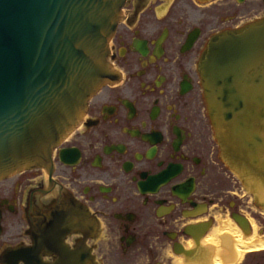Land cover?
I'll list each match as a JSON object with an SVG mask.
<instances>
[{
	"label": "flooded vegetation",
	"instance_id": "1",
	"mask_svg": "<svg viewBox=\"0 0 264 264\" xmlns=\"http://www.w3.org/2000/svg\"><path fill=\"white\" fill-rule=\"evenodd\" d=\"M263 18L264 0H126L109 41L118 79L49 169L0 180V264H204L219 217L251 232L247 194L218 164L198 62L213 37ZM238 264H264V250Z\"/></svg>",
	"mask_w": 264,
	"mask_h": 264
},
{
	"label": "water",
	"instance_id": "2",
	"mask_svg": "<svg viewBox=\"0 0 264 264\" xmlns=\"http://www.w3.org/2000/svg\"><path fill=\"white\" fill-rule=\"evenodd\" d=\"M125 1L0 0V180L49 169L89 99L118 79L109 41ZM198 70L221 158L264 177V18L213 37Z\"/></svg>",
	"mask_w": 264,
	"mask_h": 264
},
{
	"label": "bare ground",
	"instance_id": "3",
	"mask_svg": "<svg viewBox=\"0 0 264 264\" xmlns=\"http://www.w3.org/2000/svg\"><path fill=\"white\" fill-rule=\"evenodd\" d=\"M229 168H231V167H229ZM241 175L244 176V178L247 182L248 187H246L247 188L246 191L251 193L252 201L258 202L264 206V177L260 178V177H256L253 175H248V176H246L244 174H241ZM241 175H239V176H241ZM241 182L243 183L244 181H241ZM242 187H243V185H242ZM262 209L264 211V207ZM228 212H227V214H228ZM220 215H221V213H220ZM248 220L250 223L251 232H249L247 234H243L242 233L243 231H241L234 224V222H232L231 219L229 220L227 217L220 219V217H219L217 219V222H218L217 226L212 227L211 230L209 229L210 232L207 233L201 240V243L205 247L209 246V248H211L210 250L212 251V254L210 253L211 257L209 256L211 262H209L210 260L207 259L208 249H205L204 251H202V248L200 249L202 252V255H204V257H205L203 259L204 264H238V260H240L242 254L245 251H255V252L256 251H263L264 250V234H261L260 232H258V224H256L253 219L249 218ZM189 241H191V240H189ZM204 246H203V248H204ZM229 256H231V258H232V256H234L236 262H233L235 260L232 261L233 263L225 262L224 260L226 258L228 259ZM174 258H176V257H174ZM180 264H183V262Z\"/></svg>",
	"mask_w": 264,
	"mask_h": 264
},
{
	"label": "rangeland",
	"instance_id": "4",
	"mask_svg": "<svg viewBox=\"0 0 264 264\" xmlns=\"http://www.w3.org/2000/svg\"><path fill=\"white\" fill-rule=\"evenodd\" d=\"M218 164L220 166H222L221 167L222 168V171H224V173L226 175H228V177H229L228 179H231L233 181L231 184L232 185H235L239 189V190H237V193L238 194H241V193L244 192V193L247 194V197H245V198L243 197V198L250 200L249 205L251 206V210H250V213L251 214H250L249 217H251V219H253L254 222L256 224H258V232H260L261 234H264V211L262 209L264 206L261 205L258 202L252 201V199H251V193L248 192V191H246V189H247L246 187H248V186H247V182H246L244 176H242V175H241L242 177L239 176L240 174L236 173L237 171L234 170V168H232L231 166H229L226 162H224L222 160V158H221V162L220 163L218 162ZM229 167H231V168H229ZM241 181H244V182L242 183ZM242 185H243V187H242ZM240 186H241V190H240Z\"/></svg>",
	"mask_w": 264,
	"mask_h": 264
}]
</instances>
